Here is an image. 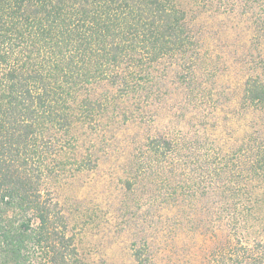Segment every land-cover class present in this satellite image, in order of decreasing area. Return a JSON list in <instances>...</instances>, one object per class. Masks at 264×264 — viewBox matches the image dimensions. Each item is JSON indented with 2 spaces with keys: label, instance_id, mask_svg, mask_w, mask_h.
<instances>
[{
  "label": "trees",
  "instance_id": "obj_1",
  "mask_svg": "<svg viewBox=\"0 0 264 264\" xmlns=\"http://www.w3.org/2000/svg\"><path fill=\"white\" fill-rule=\"evenodd\" d=\"M186 2L0 0V264H82L54 184L103 157L125 161V192L146 189L148 240L191 225L214 239L202 264H264L246 236L264 196V0ZM236 9L253 41L240 95L192 29L200 10ZM237 117L250 133L227 138Z\"/></svg>",
  "mask_w": 264,
  "mask_h": 264
},
{
  "label": "rangeland",
  "instance_id": "obj_2",
  "mask_svg": "<svg viewBox=\"0 0 264 264\" xmlns=\"http://www.w3.org/2000/svg\"><path fill=\"white\" fill-rule=\"evenodd\" d=\"M180 1L186 9L196 7L187 6V0ZM242 14L238 9L232 15L200 10L196 13L192 28L201 39L204 49L215 51L216 57L223 56V64H217V68H223L226 63L227 68L231 67V72L227 75L225 73L222 81L224 84H231V80L233 85L236 84L237 95L242 91L244 77L241 66L237 65L235 60L238 58L241 61L244 51L253 45L249 32L250 24ZM233 98L236 104L237 96L233 94ZM249 122L244 117L234 118L226 127L221 128L222 134L227 138H241L250 133ZM166 123H169L167 117L158 118L159 128ZM77 132L80 134V131ZM117 160L115 157H103L98 168L74 176L70 174L54 184V192L63 206L69 230L75 235V244L82 264H202L200 256L214 243L211 235L206 236L201 231L194 232L191 225H186L178 229L179 236L177 235L176 239L166 240L162 245V240H148L150 234L146 236L138 228L137 225L140 224L149 225L143 221L147 218V208L144 206L146 189L141 185L137 186L136 196L142 198L140 204L144 206L137 211L139 206L135 203L136 196L134 193L125 192L122 187L125 161L121 159L117 163ZM124 199L128 200L132 207H127L125 213L122 203ZM258 202L261 204L256 205L252 218L255 226L246 235L251 242H264V196L259 198ZM171 210H165L163 217L176 215V211ZM136 211L138 213L134 215ZM126 214L132 218L130 222L128 217H123ZM161 216L156 218L157 223L161 224ZM146 238L151 248L150 253L146 252L139 257L136 254L137 246H143Z\"/></svg>",
  "mask_w": 264,
  "mask_h": 264
}]
</instances>
